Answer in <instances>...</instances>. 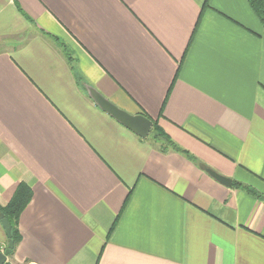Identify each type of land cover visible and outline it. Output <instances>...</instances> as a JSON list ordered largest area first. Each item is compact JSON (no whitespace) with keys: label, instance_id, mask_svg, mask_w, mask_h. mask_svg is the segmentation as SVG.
<instances>
[{"label":"crops","instance_id":"1","mask_svg":"<svg viewBox=\"0 0 264 264\" xmlns=\"http://www.w3.org/2000/svg\"><path fill=\"white\" fill-rule=\"evenodd\" d=\"M20 183L10 264H264V26L248 0H0L1 207Z\"/></svg>","mask_w":264,"mask_h":264},{"label":"water","instance_id":"2","mask_svg":"<svg viewBox=\"0 0 264 264\" xmlns=\"http://www.w3.org/2000/svg\"><path fill=\"white\" fill-rule=\"evenodd\" d=\"M88 96L99 106L102 110L109 113L113 118L121 122L125 127L133 131L140 137H146L151 129L152 121L142 114H131L127 111L119 108L103 96L95 87L90 84H83ZM212 177L221 182L226 186L231 185V180L210 168L205 169ZM1 224L6 232L7 237H9V223L7 219L0 215ZM13 249V241L9 240L7 246L0 250V264H5L7 257L11 254Z\"/></svg>","mask_w":264,"mask_h":264},{"label":"trees","instance_id":"3","mask_svg":"<svg viewBox=\"0 0 264 264\" xmlns=\"http://www.w3.org/2000/svg\"><path fill=\"white\" fill-rule=\"evenodd\" d=\"M251 8L261 21L262 25L264 26V0H248ZM80 82V80H79ZM153 133V135H152ZM153 139H159L163 140L161 142V146L165 147L164 145H169L174 151L185 153V155H188V157L192 158V156L189 155V153L179 147L177 144H175L173 141L169 139L163 132L160 130L159 126L155 121H153L151 133ZM235 185L240 186L238 182H234ZM247 190L252 191L251 189L247 188ZM253 192V191H252ZM255 194V192H253ZM31 196V190L30 187L27 184L20 183L12 198L10 201L3 207L0 206V215H3L10 226L9 229V240L13 241V249L11 254L14 251V247L19 241L20 234L18 230V217L22 209L25 207V205L28 203ZM10 254V255H11ZM5 264H9V262H5Z\"/></svg>","mask_w":264,"mask_h":264},{"label":"rangeland","instance_id":"4","mask_svg":"<svg viewBox=\"0 0 264 264\" xmlns=\"http://www.w3.org/2000/svg\"><path fill=\"white\" fill-rule=\"evenodd\" d=\"M152 135H153V133H152ZM152 135H151V136H152ZM6 246H7V244H6ZM9 264H10V263H9Z\"/></svg>","mask_w":264,"mask_h":264}]
</instances>
